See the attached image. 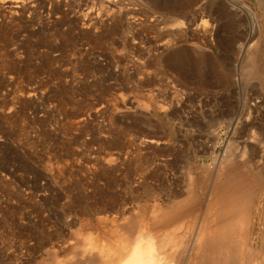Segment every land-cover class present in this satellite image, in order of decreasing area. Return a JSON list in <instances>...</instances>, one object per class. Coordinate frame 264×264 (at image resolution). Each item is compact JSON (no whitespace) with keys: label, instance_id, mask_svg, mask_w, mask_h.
Returning a JSON list of instances; mask_svg holds the SVG:
<instances>
[{"label":"rangeland","instance_id":"374dc122","mask_svg":"<svg viewBox=\"0 0 264 264\" xmlns=\"http://www.w3.org/2000/svg\"><path fill=\"white\" fill-rule=\"evenodd\" d=\"M17 2L14 12L0 0V207H14L9 218L28 201L8 193L36 194L58 173L75 189L100 175L92 185L106 196L114 174L180 185L188 166L211 164L229 143L246 141L239 160L261 163L264 0ZM256 50L262 63L250 78L241 60ZM59 183L45 191L52 203L67 195Z\"/></svg>","mask_w":264,"mask_h":264},{"label":"bare ground","instance_id":"6f19581e","mask_svg":"<svg viewBox=\"0 0 264 264\" xmlns=\"http://www.w3.org/2000/svg\"><path fill=\"white\" fill-rule=\"evenodd\" d=\"M8 1L10 10L19 9L18 0ZM260 52L241 60L250 78L262 63ZM245 142L239 148L229 143L211 164L188 166L180 185L175 177L114 174L112 192L102 196L92 185L100 175L87 180L83 175L82 188L75 189L71 175L58 173L47 177L51 185L36 194L29 188L24 194L12 190L8 198L28 202L16 219L14 207H0V264H264V155L261 165L239 160ZM117 162L101 161L107 167ZM153 178L166 186L146 187ZM58 183L67 195L55 196L52 203ZM45 191L52 194L49 199ZM75 193H82L80 201Z\"/></svg>","mask_w":264,"mask_h":264}]
</instances>
